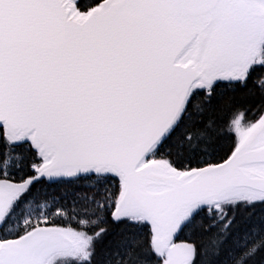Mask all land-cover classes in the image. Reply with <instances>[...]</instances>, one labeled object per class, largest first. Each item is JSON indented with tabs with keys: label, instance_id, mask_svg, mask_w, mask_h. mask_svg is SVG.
Returning <instances> with one entry per match:
<instances>
[{
	"label": "snow or ice",
	"instance_id": "1",
	"mask_svg": "<svg viewBox=\"0 0 264 264\" xmlns=\"http://www.w3.org/2000/svg\"><path fill=\"white\" fill-rule=\"evenodd\" d=\"M0 264H264V0H0Z\"/></svg>",
	"mask_w": 264,
	"mask_h": 264
}]
</instances>
